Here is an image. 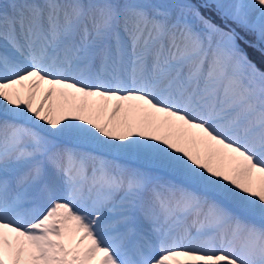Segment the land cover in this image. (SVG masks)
I'll use <instances>...</instances> for the list:
<instances>
[{
	"label": "snow or ice",
	"instance_id": "obj_1",
	"mask_svg": "<svg viewBox=\"0 0 264 264\" xmlns=\"http://www.w3.org/2000/svg\"><path fill=\"white\" fill-rule=\"evenodd\" d=\"M262 66L264 0H0V264H264Z\"/></svg>",
	"mask_w": 264,
	"mask_h": 264
},
{
	"label": "trees",
	"instance_id": "obj_2",
	"mask_svg": "<svg viewBox=\"0 0 264 264\" xmlns=\"http://www.w3.org/2000/svg\"><path fill=\"white\" fill-rule=\"evenodd\" d=\"M214 19H216V22H217V23L220 22L217 18L214 17ZM246 50L248 51L249 55H250L251 57H253L255 60H257L258 63L260 64V57H259V55H258L257 53H255V52H253L252 49H250V48H248V49H246ZM262 67H264V66H262Z\"/></svg>",
	"mask_w": 264,
	"mask_h": 264
},
{
	"label": "bare ground",
	"instance_id": "obj_3",
	"mask_svg": "<svg viewBox=\"0 0 264 264\" xmlns=\"http://www.w3.org/2000/svg\"><path fill=\"white\" fill-rule=\"evenodd\" d=\"M110 112H111V106H109L108 112L104 114L105 119L110 115Z\"/></svg>",
	"mask_w": 264,
	"mask_h": 264
}]
</instances>
